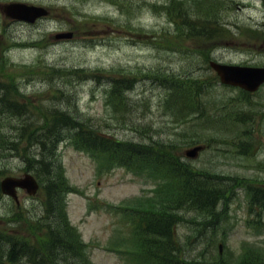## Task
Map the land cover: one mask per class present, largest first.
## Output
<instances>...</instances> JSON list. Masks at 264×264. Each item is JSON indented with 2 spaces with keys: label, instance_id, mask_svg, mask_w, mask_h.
<instances>
[{
  "label": "rangeland",
  "instance_id": "1",
  "mask_svg": "<svg viewBox=\"0 0 264 264\" xmlns=\"http://www.w3.org/2000/svg\"><path fill=\"white\" fill-rule=\"evenodd\" d=\"M9 1L0 0V4ZM21 1L50 5L55 10L48 20L36 24H21L11 21L0 8V59L3 50H7L4 66L0 65V77L8 76L7 81L17 87L20 97L28 100L21 95L19 89V83L24 80L31 92H41L42 99L49 103L46 109H51L48 105L56 103L70 106L77 100V112L80 117L90 120L94 127L100 126L104 132L121 138L150 141L179 136L184 138L192 133L195 126L190 124L173 126L171 114L165 112L160 104L167 88L164 89L153 73L156 69L167 70L176 67L196 69L197 73L204 70L191 67L187 60L181 58L180 52L175 55L172 50L159 49L151 41L145 40L156 38L160 44H166L168 41L170 33L167 27L172 25L163 13L164 10L160 11L158 7L151 5L153 2L168 0H66L68 8L66 4H62L64 0ZM221 5L222 8L231 10H226L227 13L222 16L224 21H239L241 24H251L260 19L262 13L258 10L264 8L259 0H222ZM210 6L214 4L211 3ZM77 9L79 14L74 15ZM105 16H108V20L103 19ZM73 24L78 31L76 39L55 44L57 39L55 36L52 38L49 32H55V29L70 30ZM41 35L44 36L38 40L37 45L13 44L10 47L14 39H35ZM249 39V33L246 32L234 41L240 40L237 41L238 45L249 46ZM57 65L63 66L62 69H56ZM71 67H83L87 70L86 73H74ZM109 69L126 72L132 77V87L126 91V101L130 104L128 108H124L122 103L126 93L117 91L118 89L115 92L121 97L120 100L118 95L116 96L118 108L109 100V90L113 86L112 80L108 78ZM26 75L36 78L28 82L23 79ZM12 76L14 80L11 79ZM55 87H61L68 96L56 97L53 96L55 93L50 94L59 92ZM212 93L222 96L227 94L225 88L218 84L212 88ZM32 100L36 102L37 98L32 97ZM207 131L208 135L232 134L220 129ZM258 131L264 141V134L261 135L260 130ZM61 149L63 172L68 184L76 187V192L66 196L67 212L70 220L89 243V258L92 264L125 263L124 256L111 248L112 238L125 224L118 210L109 204L119 205L123 201L133 200L134 197L143 195L152 184H147L146 180L134 171L113 164L108 167V159L103 155H92L66 143L62 144ZM213 155L212 151L207 150L202 154L198 165L214 167L234 175L264 178V165L257 162L255 156L223 160V156L213 159ZM260 155V159L264 161V149ZM237 161L241 165H238ZM7 165L20 171L19 164L8 162ZM255 166L258 168L254 169ZM20 199L21 204L27 206L34 200L25 194H21ZM11 203L8 198L0 199V210L5 212ZM175 211L178 216L176 227L180 234L183 233L180 237L183 249L191 255L199 253L202 241L196 236L194 227L196 228V221L207 217L202 215L198 218L200 215L197 212L185 209ZM249 211L245 191L240 189L219 226L222 230H228L227 255L239 256L244 243H259L260 239L249 233L247 220L255 219L254 213L251 215ZM130 216L139 221L138 215ZM152 220L153 217H146V222ZM0 223L3 229H9L1 221ZM125 223L126 229L130 228L129 221L126 220ZM262 229L263 227H259L257 231ZM215 248L217 252V246ZM136 259L137 262H148L149 255L139 254Z\"/></svg>",
  "mask_w": 264,
  "mask_h": 264
},
{
  "label": "trees",
  "instance_id": "2",
  "mask_svg": "<svg viewBox=\"0 0 264 264\" xmlns=\"http://www.w3.org/2000/svg\"><path fill=\"white\" fill-rule=\"evenodd\" d=\"M214 7L215 6L211 8L214 9V11L212 10V12H210L211 14L207 13L206 15L190 14L184 9L172 11L167 8V10L174 13L175 17L178 19L177 27L181 31V37L198 38V35L205 34L207 40H212L219 33L217 29L219 21L216 19ZM183 79L184 81L176 82L170 86L171 89L180 91L181 88L184 89L186 87V83H196L194 80L187 78ZM1 87L0 123L6 121V124L10 125L11 121H14L12 127L17 136L14 138V145L13 142L10 141L11 146L13 145L16 151H23L27 154V162L29 165H33L38 173L44 171L52 176L57 175L56 179H50V182L46 185V189L51 206L54 204L55 212H60V216L61 212H63L62 206L59 208L56 198H58L59 190L61 191V187L58 184V175L62 168L61 166L59 167L57 146L59 141L66 134L70 135L72 139H75L77 144L84 145L91 151L105 148L116 152V154H126L124 156H128L131 159H152L156 160L165 171L171 170L172 174L176 177L177 189L182 190L184 187L188 186L191 191L187 193L184 199H180L178 192H176L177 201L180 199L182 206L185 205L192 210L198 211L201 216L205 215L207 217L202 221H196V228L199 230L202 229L206 223L213 222L211 219H215V221L219 219L221 215V212L218 211L219 203L224 201V199L226 201V207L227 200L233 192L235 180L233 177L236 176L216 175V173L212 174L206 171H200L204 169L197 170L195 167L183 163L178 156H173L172 154L173 158L168 155L162 157L168 154L165 151L166 148L163 146L160 149V152L163 153L157 156L156 153H159V151L152 146L144 149L134 147L132 142L121 143L109 141V138H104L100 133L89 130L84 124H76V122L72 121V115L64 110L58 113L56 110L53 111L51 113L52 117L48 120L40 121L38 119V121H35L36 119L31 115H37V117H39V114L43 113L45 110L40 109L35 111L17 96L10 95L5 87ZM185 102L175 98V101L168 106V108L172 110L182 105L173 112L178 116L180 115V117L182 116L180 118L181 121H185L187 116H201V114L205 112V108H208V106L205 107L202 104L199 96H193L190 98L189 102ZM123 148H125V150ZM170 150L172 149L170 148ZM53 215H55L54 219H58L55 213ZM160 216L161 217L154 220L152 223H158L161 224L162 227H168V223L165 225L167 220L164 219L166 217L164 213H161ZM213 227H216V225L214 224ZM164 229L162 228L160 230ZM51 234V243L48 246V250L50 251V255H54L55 259L59 262L63 259L65 249L68 250L69 245H66V241L64 240L61 242L55 230L51 229ZM1 241L4 240L0 239V242ZM212 241L213 243L216 242L214 238ZM60 243H63L65 247L63 249V254L56 248ZM158 245H160V254L156 255L154 253L152 257L155 261L165 262V260H169L172 264H181V262L182 264H204V262L201 263L202 261H198L199 259L194 258L186 262L180 260L178 254H173L174 249L177 250V252H179L180 249L173 244L168 237H166V239L162 237L161 240L158 241ZM9 248L10 251L8 250V253L11 255L21 251L18 258L25 256L31 260H35L38 256L34 248L31 250L25 247L22 242H14ZM165 263L167 264V261Z\"/></svg>",
  "mask_w": 264,
  "mask_h": 264
},
{
  "label": "water",
  "instance_id": "3",
  "mask_svg": "<svg viewBox=\"0 0 264 264\" xmlns=\"http://www.w3.org/2000/svg\"><path fill=\"white\" fill-rule=\"evenodd\" d=\"M8 7H9L8 8V12H10V9L13 8L11 10L13 14H15L18 17L25 18L27 20H33L37 16L46 13V10H44L43 8H38L35 11V13L32 14V12H30L28 10L30 8H28L26 6H23V5H14V6H8ZM233 71L234 72H240V77L238 79L233 80L231 75H228V74L225 75V78L227 80L234 81L236 83H238V82L242 83V84L248 83L249 85H247V87H250V88L257 87L258 84L263 80V76L262 75L258 74L256 76H252L251 72L247 68L246 69H242V70L234 69ZM27 183H28V179H26V178H21V179H18V178L11 179V178H9V179H7L6 184L4 183V190L6 192H9V193H14L13 188H14L15 185H17V184L27 185Z\"/></svg>",
  "mask_w": 264,
  "mask_h": 264
}]
</instances>
